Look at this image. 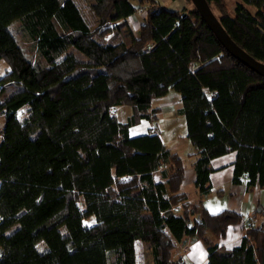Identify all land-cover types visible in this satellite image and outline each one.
<instances>
[{
	"label": "trees",
	"instance_id": "16d2710c",
	"mask_svg": "<svg viewBox=\"0 0 264 264\" xmlns=\"http://www.w3.org/2000/svg\"><path fill=\"white\" fill-rule=\"evenodd\" d=\"M191 3L192 1L189 0ZM229 37L264 62V0H206ZM91 29L74 0H0V264H185L175 241L203 242L207 264H264V205L233 248L219 246L235 211L208 213L210 161L236 152L232 180L264 187V75L233 57L192 7L160 0H87ZM144 7L137 32L127 17ZM20 22L28 53L10 25ZM113 29L117 43L99 38ZM19 87L1 98L6 86ZM175 90L195 148L192 199L184 159L156 127L157 96ZM131 106L121 121L118 106ZM160 168L168 186L153 180ZM122 179H125L122 182ZM94 217L93 222L88 223ZM44 241L47 250L37 244Z\"/></svg>",
	"mask_w": 264,
	"mask_h": 264
},
{
	"label": "crops",
	"instance_id": "0c3cea01",
	"mask_svg": "<svg viewBox=\"0 0 264 264\" xmlns=\"http://www.w3.org/2000/svg\"><path fill=\"white\" fill-rule=\"evenodd\" d=\"M169 1L172 4L170 9L178 8L176 5L180 0H160V4L163 6ZM78 8L81 11L79 6ZM145 12L144 7H139L135 13L127 17L128 24L133 31L137 32L140 24L144 20L143 18L145 16ZM111 33L118 34L117 40L111 41L108 39V35ZM99 39L104 43H117L121 40V34L117 29H113L111 32ZM167 95L168 93L154 98L152 100L153 102L151 108L156 110L155 115L157 116V120L159 115L168 114L166 121L169 123L172 121L175 127L179 126V128L174 129L173 132L167 136V138L161 136L160 132L159 136H161L162 141L167 148L177 152L182 159H184L185 177L182 190L188 192L192 199H196V197L200 195L194 185L196 171L192 167V163L195 161L196 155L194 154L193 156H189L190 153H194L195 148L192 146L188 138L184 116L179 112L182 106V101L180 100L179 94H173L169 99L165 98ZM130 115H128V117ZM154 127L157 129V126L156 124H153V121L149 119H142L139 123L134 124L130 128V134L132 136L145 134L149 129H153ZM235 156L236 152L230 151L229 153L218 155V157L211 159L210 165L213 169L209 174L211 189L207 195L203 196V203L206 206L208 213L217 214L222 210H233L242 215L244 218L239 223L229 225L225 235L222 236V238L217 239L219 246L223 245L226 248H233L241 243V238L244 236L245 231L250 228V226H254L257 222L255 219L250 221L248 220L251 213L257 206L264 205V187L255 185L253 189H250L248 180L245 177H243L242 182L240 183H236L232 180L234 161L236 159ZM152 172L153 180L155 182L161 181L165 184V186H168L167 178L162 177L159 167L155 168ZM175 242L176 246L173 254L174 256L180 254L183 255L185 264L208 263V252L206 251V247L203 242L199 239L196 240L186 237L181 241ZM139 245L143 248L144 257L149 258V263L153 264L152 255L146 253L144 244L141 241L136 242L137 264H140L138 256Z\"/></svg>",
	"mask_w": 264,
	"mask_h": 264
},
{
	"label": "rangeland",
	"instance_id": "374dc122",
	"mask_svg": "<svg viewBox=\"0 0 264 264\" xmlns=\"http://www.w3.org/2000/svg\"><path fill=\"white\" fill-rule=\"evenodd\" d=\"M237 1L238 0H226L228 7H229L230 14H234V9H235ZM75 2L80 7L82 14H83L86 22L89 24V26L92 29L95 28L97 26L98 19H97L96 14L94 12H92L93 10L88 5L87 0H75ZM171 5L172 4L169 1V2L165 3V5H163V6L170 8V7H172ZM176 6L180 9L183 7H187V8L192 7L193 5L189 0H180ZM20 27H21L20 22H18V21L14 22L13 24L10 25L12 32L17 37L20 44L25 48V50L28 53H31L29 41L21 35V33H20L21 28ZM117 38H118V34L111 33L108 35V39L111 41L117 40ZM7 68H8V63L5 60L0 59V77L4 74V72ZM18 89H19V87L15 84L7 85L6 90H5V92L1 98H4V97L10 95L11 93H13L14 91H16ZM173 94H178V93L173 89H169L168 95L165 98L169 99V98H171V96ZM115 114L117 115L119 120L126 121L128 115L131 114V106L123 105V106L116 107L115 108ZM167 118H168V114L159 115L158 120L156 119L155 121H153V124L154 125L156 124V126H157L156 130L158 132H160V135L163 136L164 138H167V136H169L170 133H172L174 129L179 128V126L175 127L174 124L172 123V121H170V123L167 122L166 121ZM4 124H5V116L0 115V130L4 127ZM0 139H1V137H0ZM124 181H125V179H122V182H124ZM93 220H95L94 217H92V219L89 220L88 223L93 222ZM37 248L41 251H45V250H47L48 247L44 241H40L37 244ZM138 256H139V263L140 264H151V263H149V260H148L149 258L144 257L143 248L141 245H139V248H138ZM173 257H175L174 254H173Z\"/></svg>",
	"mask_w": 264,
	"mask_h": 264
},
{
	"label": "water",
	"instance_id": "95a60500",
	"mask_svg": "<svg viewBox=\"0 0 264 264\" xmlns=\"http://www.w3.org/2000/svg\"><path fill=\"white\" fill-rule=\"evenodd\" d=\"M193 5L197 8L202 17L205 18L208 25L214 31L218 40L221 41L224 48L235 57L237 60L243 62L246 66L251 68L257 73L264 75V62L256 60L253 56L243 50L238 44H236L228 35L226 30L221 26L220 21L214 12L211 11L210 6L206 0H191Z\"/></svg>",
	"mask_w": 264,
	"mask_h": 264
}]
</instances>
